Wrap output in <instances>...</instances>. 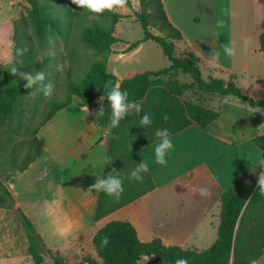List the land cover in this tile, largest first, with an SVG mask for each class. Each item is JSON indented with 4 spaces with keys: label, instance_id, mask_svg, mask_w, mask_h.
Here are the masks:
<instances>
[{
    "label": "crops",
    "instance_id": "1",
    "mask_svg": "<svg viewBox=\"0 0 264 264\" xmlns=\"http://www.w3.org/2000/svg\"><path fill=\"white\" fill-rule=\"evenodd\" d=\"M162 1L169 21L182 34V39L175 43L176 48L184 47L200 58L199 66L205 79H232L247 95L264 98V52L260 49L264 0ZM131 4L124 7L123 12L118 11L125 16L120 21L135 17L129 15L139 10L140 2L131 0ZM225 9L230 14L226 15ZM17 12L16 0H0L1 62L10 61ZM218 20L224 21L223 27H217ZM245 37L251 38L246 49ZM130 44L119 37L108 58V62L112 56L119 62L118 69L112 72L119 79L139 73L130 55L141 45L129 49ZM224 44L233 46L236 54L227 56L221 47ZM215 51L220 52L219 61L210 65V56ZM184 75L179 70L176 77L180 81ZM192 82L193 79H188L181 83ZM184 97L218 111L220 116L206 129L193 123L172 134L174 147L167 156L166 166L154 162L158 140L142 147L139 156L149 164L155 189L98 221L95 214L100 192L89 191V188L97 176H104L110 128L99 126L94 121L96 107L82 105L77 96L40 128L38 134L45 141L43 153L26 170L17 172L14 178L19 181L11 185L10 191L15 206L32 220L47 248L65 253V249L71 247L95 256L94 234L112 219L130 221L142 241L160 238L166 244L181 246L185 237L211 238V244L215 241L220 221V192L231 189L241 175L255 167L257 153H264L251 140L257 135V127L264 123V115L254 111L259 106L234 95L221 96L189 87ZM259 108L264 111V107ZM242 123L249 127H241ZM255 175L249 172L244 181H252ZM25 178L30 180L25 181ZM198 179L205 182L202 188L206 189V194L194 193L193 199L181 200L179 204L187 202V205L181 207L183 212L179 211V217L174 212L175 206H170L172 201L163 202L166 208L159 220L154 221V203L147 202L149 197L157 194L168 198L179 182L193 188L194 180ZM214 205L218 211L213 216ZM145 258L148 256L139 264ZM157 263L160 264L157 260L150 262ZM252 264H264V254Z\"/></svg>",
    "mask_w": 264,
    "mask_h": 264
},
{
    "label": "trees",
    "instance_id": "2",
    "mask_svg": "<svg viewBox=\"0 0 264 264\" xmlns=\"http://www.w3.org/2000/svg\"><path fill=\"white\" fill-rule=\"evenodd\" d=\"M30 4L28 15H21L14 20L12 59L17 49L23 55L18 57L23 63L17 67L25 72H45L55 55L50 48L51 39L66 38V27L74 14L70 5L64 0H26ZM139 10L135 12L141 22L144 37L129 45L137 47L142 41L152 39L159 43L163 53L170 60V65L156 70H146L132 77L119 79L108 71V58L112 46L119 41L116 36V24L123 14L105 11L100 17L109 19L104 24L98 21L80 27V39L85 47L95 50L101 59L91 61L87 71L78 79H67L66 96L61 100H52L51 107L38 124L31 126L25 119L34 114H26L25 105L29 99L26 81L19 79L8 71L9 62L0 61V156L5 153V163L14 164L22 157L15 172H22L43 153L45 141L38 136L40 128L59 110L72 103L74 96L84 106H91L99 97L102 101L104 115L95 116L94 121L102 128H110L111 109L106 99L108 85L120 80L121 90L128 93L129 100L142 104V113H148L152 125L148 128L139 126L140 115L131 113L122 120L118 127L110 128V143L104 176L113 168L117 169L123 180L124 191L116 200L100 192L95 220L98 221L118 209L142 198L155 189L156 184L150 172L143 174L142 181L129 179V174L139 162V150L158 139L155 131L167 128L170 134L177 133L193 123L206 129L218 119L220 113L202 104L187 100L185 90L197 87L206 93L221 96L234 95L251 105L264 107V98L247 95L241 87L230 79L209 78L202 76L199 66L200 58L194 54L175 55L176 41L182 39L181 31L168 19L162 0H139ZM127 5L132 6L131 0ZM84 15H91L83 11ZM65 17V18H64ZM156 29L159 33L153 32ZM260 49L264 52V31L260 34ZM11 59V60H12ZM10 60V61H11ZM181 70L193 77L191 84H183L177 79ZM44 96L42 93L35 98ZM101 107V105H100ZM168 119L165 120L164 117ZM25 122V123H24ZM21 143L17 140L21 136ZM252 142L264 152V136L256 135ZM25 142L24 153L20 146ZM0 162V167H1ZM259 166L241 175L227 191H221V204L218 235L215 241L205 249L184 247L179 244H166L160 238L142 241L136 227L128 220L115 219L101 226L93 237L96 256L88 254L80 261H70L59 251L46 247L32 220L21 212L29 251L36 264H139L144 256L153 257L160 264H175L177 258H185L188 264H252L264 254V194L257 189V175L252 181H244L249 172L258 173ZM103 176V177H104ZM237 188V190H234ZM14 204V198L7 186H1L0 207ZM107 236V246H101V240ZM45 253L52 261L45 262Z\"/></svg>",
    "mask_w": 264,
    "mask_h": 264
},
{
    "label": "rangeland",
    "instance_id": "3",
    "mask_svg": "<svg viewBox=\"0 0 264 264\" xmlns=\"http://www.w3.org/2000/svg\"><path fill=\"white\" fill-rule=\"evenodd\" d=\"M64 2L65 4H68L72 7L74 14L70 24L66 27L67 37L51 39L50 48L53 50V53L56 57L49 64L47 71L44 72L46 76L45 82L47 83L48 81H51L55 85L54 91L49 97L42 96L28 100V104L25 105L26 114H34V117L27 120L25 119V122L29 123L31 126L38 124V122L45 116L51 107L52 100H61L65 98L66 83L69 76L73 80L80 79L87 71L91 61L102 58V56L99 55L95 50L85 47L80 39V27L84 24L92 22L88 19L89 14L84 15V10L74 5L71 0H64ZM16 4L18 7L17 18H19L21 15H28L30 4L26 0H16ZM126 7L128 6L126 5ZM15 11V9L12 10V13H15ZM117 11L123 12L124 8L118 9ZM135 12L136 11L132 12L129 16L136 17ZM135 17L132 19H122L116 26V33L123 39V41L128 40L130 43H133L143 39L144 30L142 24L137 19V17L136 19ZM109 21V19H104L102 17H100L98 20V22L104 24L109 23ZM152 31L159 33L154 28ZM140 45V48L133 51V53L130 55L134 57V69L137 72L141 73L147 69H158L170 65L171 62L169 58L164 55L159 43L152 39H148L142 41ZM190 54L191 53L184 47H177L175 50V55L177 56H187ZM11 58L12 54L10 60ZM2 62L6 63L7 61ZM118 67L119 62L112 56L110 62H108V71L113 72L116 70V68L118 69ZM188 79L191 80L193 77L191 74L185 73L183 77H180V82H184ZM194 88L195 86L193 89ZM100 98L101 97L96 99L92 104V106L96 107V111L100 108L102 103ZM240 126L244 127L245 129L246 127H249V125L247 126V124L243 123ZM38 136L40 137V134H38ZM23 139H25L24 135L19 137L17 140L21 143ZM20 147V151L24 153L27 148V144L23 142ZM8 155L9 152L5 153V157ZM5 157L2 159L0 156V162L2 165L0 167V190L1 186H7L10 190L11 185L19 181V178H14L19 173L14 171V167L20 164L22 157H19V159L14 164L7 162L5 163L4 159L6 160L7 158ZM29 180L30 179L25 178V181ZM204 185H206L205 182L199 179L194 180V183L192 184L193 188L196 187V189L191 188L189 184L185 185L184 183L179 182L177 185H175L174 191H172L173 194H171L170 197L165 198L164 196L157 194L149 197L147 202L149 204L154 203V221L157 219L159 220L162 212L166 208L163 202L168 200H170V202L172 201L170 206L171 208L175 206L174 212L178 214L176 217H179V215H181L180 213L183 212V208L181 207H183L185 204L187 205V202H185L184 205L179 204L181 200H188V198L193 199L194 193L199 195L200 190L198 189L204 187ZM234 190H237V188H234ZM217 211L218 208L215 209L214 205L213 216L217 213ZM182 243L184 246H195L199 249H205L210 246L211 238L197 237L192 239L191 237H185V239H182ZM53 251L56 252V250ZM58 251L63 257L70 261H80L84 256L88 255V253H82L79 250L75 251L71 247L65 249V253L61 252L60 250ZM94 253L96 256V251ZM44 255L45 262L52 261L50 254L45 253ZM31 259L32 255L30 254L28 239L22 225L20 209H18L15 204H12L8 207H0V264H26ZM155 261L156 260L153 257H148L143 259L141 264H150V262L154 263Z\"/></svg>",
    "mask_w": 264,
    "mask_h": 264
},
{
    "label": "clouds",
    "instance_id": "4",
    "mask_svg": "<svg viewBox=\"0 0 264 264\" xmlns=\"http://www.w3.org/2000/svg\"><path fill=\"white\" fill-rule=\"evenodd\" d=\"M71 2L76 5L78 8L83 9L84 11L90 13L88 16L90 21H98L100 16L105 12H115L118 9H123L126 7L128 0H71ZM225 14H230L227 9L224 10ZM224 21L218 20L217 27H223ZM251 44V38L245 37L243 40V45L245 49L249 47ZM223 48V52L231 57L236 54V49L230 44H224L221 46ZM22 49H17L16 57L9 61L8 71L13 75H18L19 79L22 81H26L24 87L28 90V95L32 98L37 97L41 93L45 97H49L52 95L54 91L55 85L51 82L46 81L45 73L40 72H25L20 70L17 65L22 64L23 60L18 59L23 55ZM220 52L215 51L212 52L209 64L216 65L219 61ZM108 87V93L106 99L109 102V106L111 109V117H110V128H116L119 126L120 122L128 117L129 114L135 113L140 115L139 126L144 127L145 129L150 127L153 123L151 116L143 112L142 113V104L136 101L129 100L128 93L126 91L121 90L120 81H116L115 83H110ZM105 97H101L100 100L103 101ZM89 113V109H86ZM254 111H259L264 115V111H262L259 107L255 108ZM104 115V106L101 103V107L96 111L95 116H103ZM165 120L168 119L167 116L164 117ZM257 135L264 136V123H261L257 127ZM155 136L158 139V143L154 147V162L161 166H166L167 156L169 152L173 149L174 145L171 139V134L167 128H159L155 131ZM254 166L261 169L257 175V189L261 194H264V153H257ZM149 171V164L146 160H143L137 164V166L131 170L129 174V179H134L137 181H142L145 173ZM95 190V192H104L107 196L119 200L121 197L124 188H123V180L120 176V173L117 169L113 168L112 171L108 172L106 176L99 177L94 184H92L89 188V191ZM200 194H206V189H201ZM109 239L107 236L103 237L101 240V246H107ZM175 264H188L187 259L185 258H177Z\"/></svg>",
    "mask_w": 264,
    "mask_h": 264
},
{
    "label": "water",
    "instance_id": "5",
    "mask_svg": "<svg viewBox=\"0 0 264 264\" xmlns=\"http://www.w3.org/2000/svg\"><path fill=\"white\" fill-rule=\"evenodd\" d=\"M118 81H120V80H118ZM26 264H36V261H35V259H31L30 261H28Z\"/></svg>",
    "mask_w": 264,
    "mask_h": 264
}]
</instances>
